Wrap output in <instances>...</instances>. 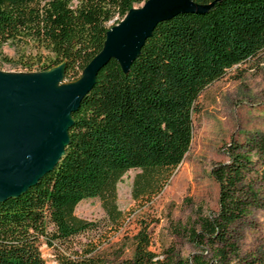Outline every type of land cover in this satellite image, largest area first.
<instances>
[{
  "label": "trees",
  "instance_id": "16d2710c",
  "mask_svg": "<svg viewBox=\"0 0 264 264\" xmlns=\"http://www.w3.org/2000/svg\"><path fill=\"white\" fill-rule=\"evenodd\" d=\"M141 1L0 0V46L23 42L37 50L34 60L3 59L23 71L63 62L64 78L74 80L101 49L107 22ZM192 1L213 4L202 13L158 22L126 72L114 59L104 64L71 113L68 142L55 166L22 194L0 202V264H46L41 242L53 249L57 264H106L97 249L105 231L75 241L97 230L94 221L74 214L75 205L97 197L115 228L122 217L116 183L124 172L139 170L131 185L137 203L145 204L167 183L189 149L199 92L264 49V0ZM225 150V160L210 169L216 207L198 213L186 230L194 247L211 254L193 253L172 264H264V254L237 257L229 235L250 206L264 207L260 188L254 187L264 185V137L247 147L231 142ZM148 247L145 230H138L123 264H167Z\"/></svg>",
  "mask_w": 264,
  "mask_h": 264
},
{
  "label": "rangeland",
  "instance_id": "374dc122",
  "mask_svg": "<svg viewBox=\"0 0 264 264\" xmlns=\"http://www.w3.org/2000/svg\"><path fill=\"white\" fill-rule=\"evenodd\" d=\"M122 17L113 16L107 25L110 27ZM36 52L32 45L23 42L3 44L0 70L22 72L18 65H12L3 57L16 59L24 55L34 60ZM40 53L45 55L42 50ZM33 69H37L35 64ZM63 81L68 79L63 78ZM191 123L189 149L162 189L145 204L135 202L131 185L139 170L128 169L116 183L115 203L122 212L120 225L111 226L97 197L84 198L73 212L94 221L97 230L77 235L75 241L83 242L105 231L103 235L107 236H101L105 240L97 249L106 256V264H123V260L131 256L133 235L144 229L149 239L148 248L167 264L187 260L193 253L210 256L209 248L191 244L186 230L194 226L198 213L216 207L217 186L210 169L214 163L225 160L226 145L235 142L247 147L264 137V49L227 68L221 77L199 92L193 104ZM261 161L256 163V169L261 168ZM254 187L260 188L263 197L264 185L256 182ZM229 235L237 257L264 254V207L250 206L248 212L231 225ZM39 251L46 264H57L51 247L41 242Z\"/></svg>",
  "mask_w": 264,
  "mask_h": 264
},
{
  "label": "water",
  "instance_id": "95a60500",
  "mask_svg": "<svg viewBox=\"0 0 264 264\" xmlns=\"http://www.w3.org/2000/svg\"><path fill=\"white\" fill-rule=\"evenodd\" d=\"M213 2L144 0L105 32L101 49L78 77L63 81L60 62L40 71L0 70V202L15 198L50 171L68 142L71 113L110 59L126 72L155 25L180 13H202Z\"/></svg>",
  "mask_w": 264,
  "mask_h": 264
}]
</instances>
